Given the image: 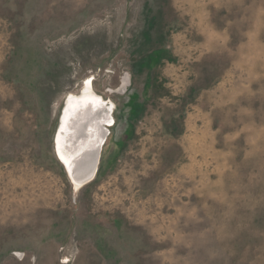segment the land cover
<instances>
[{"label": "rangeland", "instance_id": "obj_1", "mask_svg": "<svg viewBox=\"0 0 264 264\" xmlns=\"http://www.w3.org/2000/svg\"><path fill=\"white\" fill-rule=\"evenodd\" d=\"M0 264H264V0H0Z\"/></svg>", "mask_w": 264, "mask_h": 264}, {"label": "bare ground", "instance_id": "obj_2", "mask_svg": "<svg viewBox=\"0 0 264 264\" xmlns=\"http://www.w3.org/2000/svg\"><path fill=\"white\" fill-rule=\"evenodd\" d=\"M97 95V94H96ZM68 102H71L73 103V106L75 108H78V109H87L88 107H92L94 110L95 108H97V104L99 103V100H97L96 96H95V92L93 91V89H91V83L88 81L84 84L83 86V89L81 90V93L80 95L78 96L77 95H73V94H70L69 93V97H68ZM95 104V105H93ZM76 110V109H75ZM98 111V110H97ZM93 113L92 115V118L95 120V121H92L95 123V127H92L89 129L90 131V134L89 132L86 134V136H88V141H85L82 143H79L80 145L79 146H76L75 150L72 151V152H69V155L67 156L68 159L70 160H75V158L78 156V152L82 151L83 148L87 147L86 149H89V150H95V139L93 140L92 142V137L95 136V129L98 128V124L99 122L101 121V119H99V122H98V119L97 118H100L102 115H98V117H96V113ZM78 113V112H77ZM89 113V112H88ZM89 115V114H88ZM105 117V116H104ZM74 118V117H73ZM78 123V122H77ZM83 124V123H82ZM71 128H73L72 126H69L68 129L70 130ZM78 128V127H77ZM68 130V131H69ZM72 131V130H71ZM76 131V130H75ZM79 131V130H78ZM74 132V131H72ZM85 131H82V133H84ZM81 133V132H80ZM77 134V133H76ZM75 134V135H76ZM71 136V135H70ZM74 138V137H73ZM76 138V136H75ZM72 140V139H71ZM77 141V140H76ZM72 142V141H71ZM70 145V144H69ZM74 148V147H73ZM66 149V148H65ZM67 150V149H66ZM69 150V149H68ZM89 155V154H88ZM64 158V157H63ZM92 158V156H84L83 159L84 160V163H87V161H89L90 159ZM94 159V156L93 158ZM96 159V158H95ZM66 161V160H65ZM94 163V162H93ZM93 166V165H92ZM95 167V166H94ZM95 168L93 169L92 172H90L86 177L84 178H80L79 176H81L80 174L82 172H84V170H82L81 168L79 169H76L74 171H71V179L73 181V184H74V188L78 189L80 187H82L83 185H85L86 183H88L89 181H91L94 176H95ZM94 174V175H93ZM93 176V177H92ZM91 178V179H90ZM90 179V180H89Z\"/></svg>", "mask_w": 264, "mask_h": 264}, {"label": "trees", "instance_id": "obj_3", "mask_svg": "<svg viewBox=\"0 0 264 264\" xmlns=\"http://www.w3.org/2000/svg\"><path fill=\"white\" fill-rule=\"evenodd\" d=\"M158 55H159V54H158ZM157 57H158V56H157ZM160 58H161V56H160ZM160 58H159V59H160Z\"/></svg>", "mask_w": 264, "mask_h": 264}]
</instances>
